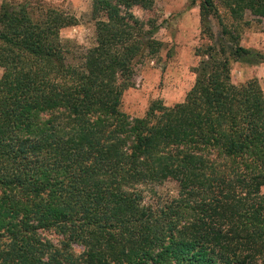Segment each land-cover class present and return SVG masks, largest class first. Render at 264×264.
I'll use <instances>...</instances> for the list:
<instances>
[{
	"label": "trees",
	"instance_id": "obj_1",
	"mask_svg": "<svg viewBox=\"0 0 264 264\" xmlns=\"http://www.w3.org/2000/svg\"><path fill=\"white\" fill-rule=\"evenodd\" d=\"M151 5L91 0L94 46L77 63L58 38L73 18L0 6V264H264L262 91L256 79L232 84L228 63L264 54L217 13L264 19V0H199L200 34L215 46L198 51L192 86L130 118L121 95L160 46L158 26L144 30L130 10ZM165 181L176 196L145 203Z\"/></svg>",
	"mask_w": 264,
	"mask_h": 264
},
{
	"label": "rangeland",
	"instance_id": "obj_2",
	"mask_svg": "<svg viewBox=\"0 0 264 264\" xmlns=\"http://www.w3.org/2000/svg\"><path fill=\"white\" fill-rule=\"evenodd\" d=\"M199 0H152L149 9L131 8L133 16L143 23V29L158 26L152 39L159 43L152 56L140 58L134 64L132 84L120 98L119 110L130 118H140L152 101L159 100L170 107L180 103L194 81L192 68L199 61L200 49L213 43L200 34L198 18ZM2 4L24 5L31 19L35 20L45 11L52 10L74 19V24L59 29L58 38L65 49L68 61L77 63L82 54L94 46L95 23L91 17V0H0ZM222 24L238 35V44L264 54V19H256L245 12L241 20L229 18L226 10L217 5ZM213 35L219 26L211 20ZM215 46V43L213 44ZM229 79L234 85L256 79L262 91L264 104V63L249 66L229 61ZM2 69L0 68V75ZM153 194L145 192V203H162L176 196L177 187L172 181L153 186ZM264 195V186L259 189ZM53 244L61 237L47 231L41 235ZM75 253L81 247L71 246Z\"/></svg>",
	"mask_w": 264,
	"mask_h": 264
}]
</instances>
